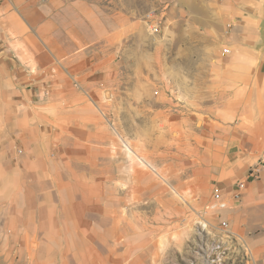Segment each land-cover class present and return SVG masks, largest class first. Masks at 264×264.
<instances>
[{
	"label": "crops",
	"instance_id": "0c3cea01",
	"mask_svg": "<svg viewBox=\"0 0 264 264\" xmlns=\"http://www.w3.org/2000/svg\"><path fill=\"white\" fill-rule=\"evenodd\" d=\"M191 5L193 29L231 54L215 45L189 50L205 59L190 86L206 88V110L202 126L187 132L180 97L166 91L183 86L182 68L174 66L171 84L148 80L132 22L94 0H0V252L11 264H97V185L115 200L125 188L128 205L153 181L135 173L130 153L151 165L132 143L158 152L160 169L167 153L180 155L168 169H187L194 193L205 177L212 200L216 188L231 199L246 181L242 200L222 214L264 264V171L249 175L264 159V0ZM118 245L106 239V263L133 264Z\"/></svg>",
	"mask_w": 264,
	"mask_h": 264
},
{
	"label": "rangeland",
	"instance_id": "374dc122",
	"mask_svg": "<svg viewBox=\"0 0 264 264\" xmlns=\"http://www.w3.org/2000/svg\"><path fill=\"white\" fill-rule=\"evenodd\" d=\"M94 1L103 7L102 10L135 25V60L139 71L146 72L148 80L157 81L162 75L171 84L174 66H181L183 86H170L166 91L171 96L175 92L180 97L178 107L182 109L185 130L189 132L190 126L195 127L199 120L200 128L206 110V88L190 86L201 80L200 73L196 76V72L193 73L191 69L195 70L205 59L190 55L189 50L212 49L217 42H207L206 32L200 27L193 29L191 0ZM217 48L222 51L228 47L222 45ZM202 76L204 79V72ZM149 90L158 96V88ZM131 145L151 165L148 167L130 153L138 170L135 173L143 170L153 181L147 188L144 187L147 193L145 198L130 200L128 205L124 199L125 188L118 190L115 200L111 199L109 191H103L102 184L97 185V264H108L109 250L104 246L106 239L110 243L116 240L119 243L118 255L133 264H255L252 249L233 232L230 225L227 228L222 226L225 221L230 224L228 218H224L223 211L207 210L213 200L212 190H208L205 177L198 178L202 182L196 183L197 192L194 193L190 184L194 178L190 177L187 169L176 175L172 167L168 169L174 157L179 158L180 155L167 153L165 162L162 161L166 168L160 169L158 161H155L158 152H142L139 145ZM181 157H184L182 160L185 164L189 163L188 155ZM158 183L164 187H158ZM105 208L111 210L108 217L103 216ZM110 219H117V231L113 230L114 224ZM127 221L129 229L126 227ZM116 232L118 237L111 238ZM0 264H11L3 252H0Z\"/></svg>",
	"mask_w": 264,
	"mask_h": 264
},
{
	"label": "built area",
	"instance_id": "2783aa9c",
	"mask_svg": "<svg viewBox=\"0 0 264 264\" xmlns=\"http://www.w3.org/2000/svg\"><path fill=\"white\" fill-rule=\"evenodd\" d=\"M45 1V0H42ZM223 56H228L231 54V50L229 48H225L223 49ZM264 171V159L259 161L258 163H256L250 170V177L253 178H258L260 177V175L262 174V172ZM235 191L232 194V198L231 199H227L226 197H224L223 192L221 189L216 188L214 193H213V201L210 205H208L207 210L210 211H216V210H220V211H225L230 207V204L232 202H236L238 203L239 201L242 200L243 197V192L244 190L247 188V183L246 181H241L239 183H237L235 185ZM237 206V205H235ZM222 226L224 228H227L229 226L228 222H223Z\"/></svg>",
	"mask_w": 264,
	"mask_h": 264
}]
</instances>
